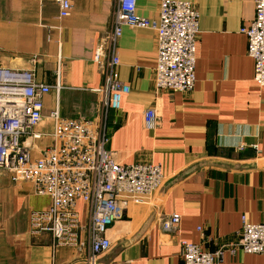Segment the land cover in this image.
Instances as JSON below:
<instances>
[{"label": "crops", "instance_id": "0c3cea01", "mask_svg": "<svg viewBox=\"0 0 264 264\" xmlns=\"http://www.w3.org/2000/svg\"><path fill=\"white\" fill-rule=\"evenodd\" d=\"M187 1L200 12L194 88L158 89L156 32L124 26L114 71L130 91L114 109L105 105V75L117 0H72L66 18L51 0H0V68L33 71L38 81L61 85L58 95L44 97L36 130L53 129L58 106L62 117L104 126L118 162L163 167L159 191L140 201L124 197L127 209L109 229L112 246L98 264H185L183 240L224 249L220 264H264V253L231 252L243 217L264 223V85L254 80L241 31L254 18L255 0ZM161 2L137 0V13L157 18ZM150 108L157 112L152 129L144 121ZM50 204L31 182L14 183L0 171V264H88L86 248L57 244L50 232L33 229L32 214ZM78 211L85 223L81 201ZM172 214L180 222L167 232L162 220Z\"/></svg>", "mask_w": 264, "mask_h": 264}, {"label": "built area", "instance_id": "2783aa9c", "mask_svg": "<svg viewBox=\"0 0 264 264\" xmlns=\"http://www.w3.org/2000/svg\"><path fill=\"white\" fill-rule=\"evenodd\" d=\"M51 1L58 5L59 18L71 14L72 0ZM113 18L111 58L105 75L107 107L119 109L123 94L130 91L114 71L120 62L116 44L124 26L156 32L158 89L175 92L194 88L200 12L190 1L162 0L159 16L148 18L137 13V0H117ZM241 31L247 35V52L254 60V80L264 85V0H255L254 18ZM100 50H96V60ZM60 88L59 83L38 81L33 71L0 68V171H7L14 183L31 182L36 194L51 198L48 208L32 214L33 229L50 232L57 244L86 248L87 263L98 264L99 255L112 246L109 229L127 209L124 197L140 201L142 196L159 191L165 179L163 167L155 162H118L107 147L104 126L62 117L58 106L50 115L53 129L37 131L43 119L44 97L52 90L58 95ZM156 119V109H147L145 126L154 128ZM46 138L51 142L39 146ZM79 201L85 205V223L78 211ZM179 222L180 215L172 214L162 220V227L171 232ZM181 248L185 264H220L225 254L222 248L208 251L186 240L181 241ZM238 249L264 253V223L243 217L239 239L231 252Z\"/></svg>", "mask_w": 264, "mask_h": 264}, {"label": "water", "instance_id": "95a60500", "mask_svg": "<svg viewBox=\"0 0 264 264\" xmlns=\"http://www.w3.org/2000/svg\"><path fill=\"white\" fill-rule=\"evenodd\" d=\"M30 142H31V140L29 139L28 142H27V144H30Z\"/></svg>", "mask_w": 264, "mask_h": 264}]
</instances>
